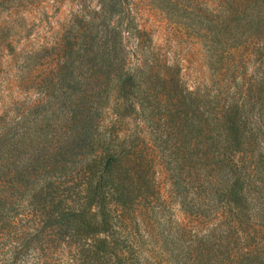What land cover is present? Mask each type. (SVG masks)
<instances>
[{
	"label": "trees",
	"instance_id": "trees-1",
	"mask_svg": "<svg viewBox=\"0 0 264 264\" xmlns=\"http://www.w3.org/2000/svg\"><path fill=\"white\" fill-rule=\"evenodd\" d=\"M71 2L52 59L27 55L7 84L16 92L0 115V250L40 239V222L68 226L77 184L93 196L107 185L120 207L112 264H264V0H150L199 59L205 74L190 84L189 58L153 43L136 0ZM19 4L0 0V13ZM119 97L138 105L180 222L152 165L117 157Z\"/></svg>",
	"mask_w": 264,
	"mask_h": 264
},
{
	"label": "rangeland",
	"instance_id": "rangeland-1",
	"mask_svg": "<svg viewBox=\"0 0 264 264\" xmlns=\"http://www.w3.org/2000/svg\"><path fill=\"white\" fill-rule=\"evenodd\" d=\"M19 7L4 6L0 13V115L4 114L9 98L8 81L17 80L21 74L24 58L32 53L42 58L52 59L51 54L62 40L77 6L71 0H16ZM85 1V0H84ZM139 24L151 35L153 43L165 47L184 58V77L190 84L196 77H203L196 55L189 54L185 39H177L164 16L151 4L150 0H136ZM11 8V7H10ZM8 9V10H7ZM14 98V97H13ZM110 121L114 124L120 139L117 157L124 160L125 153H135V159L152 165L150 174L158 187L162 201L166 204V214L170 221H182L180 199L175 193L170 174L157 149L150 139L149 131L141 120L138 105L133 99L119 97ZM41 123L47 116L40 114ZM46 131V130H45ZM46 133V132H45ZM45 154V152H43ZM136 170V176L142 175ZM91 187L77 184L71 200L75 202L65 214L70 224L64 225L53 220L40 222L43 231L40 239H31L21 250H0L6 253L1 260L11 259V264H112L109 250L121 244L119 212L115 194L109 186L93 196ZM93 196V203L90 204ZM27 211L34 204L27 201ZM168 212V213H167ZM58 223V224H57ZM5 223H0V232ZM55 233H64L54 240ZM2 263V261H1Z\"/></svg>",
	"mask_w": 264,
	"mask_h": 264
}]
</instances>
